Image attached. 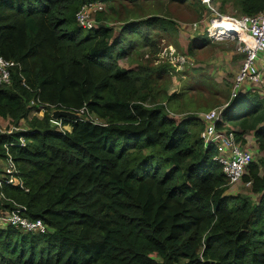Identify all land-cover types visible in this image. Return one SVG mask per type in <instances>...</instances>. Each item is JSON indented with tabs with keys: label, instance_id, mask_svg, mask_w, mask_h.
<instances>
[{
	"label": "trees",
	"instance_id": "obj_1",
	"mask_svg": "<svg viewBox=\"0 0 264 264\" xmlns=\"http://www.w3.org/2000/svg\"><path fill=\"white\" fill-rule=\"evenodd\" d=\"M92 1L112 0H0V55L17 61L0 83V118L18 122L34 99L99 119L62 117L61 131L46 105L29 128L0 131V157L22 180L0 182L1 209L24 204L48 225H0V264H264V155L242 176L255 200L225 193L201 118L145 103L153 74L119 65L127 50L111 27L77 22ZM233 1L241 13L264 9V0ZM155 22L166 26L151 14L122 31ZM224 116L240 134L253 130L264 152L263 95L242 90Z\"/></svg>",
	"mask_w": 264,
	"mask_h": 264
},
{
	"label": "rangeland",
	"instance_id": "obj_2",
	"mask_svg": "<svg viewBox=\"0 0 264 264\" xmlns=\"http://www.w3.org/2000/svg\"><path fill=\"white\" fill-rule=\"evenodd\" d=\"M103 3V7L92 11L90 16L95 18L97 25L111 27L113 36L122 39L123 48L127 51L118 59L119 65L153 74L150 85L152 89L149 90L145 103H162L164 112L179 119L187 114L197 115L199 111L215 107L229 99L232 78L243 53L237 50V41L213 40L204 29L186 28L188 23L200 17L201 6L198 0L182 3L169 0H112ZM217 4L223 12L241 13L233 0H217ZM151 14L161 15L166 26L163 28L155 22L142 25L137 33L122 31V27L129 21H140ZM189 45H192L191 49ZM169 49L173 50L172 57L167 52ZM246 87L248 89L250 84L247 83ZM254 87L262 89L260 86ZM257 89L252 91L259 93ZM32 105L34 108L25 117L19 118L18 122L9 115L0 118V131L29 128L30 117L43 116L42 113L35 112L37 106ZM78 114L83 115V112ZM229 124L232 128L239 129L234 121ZM246 135L247 138L242 135L243 142L249 141L250 144L254 139L253 130L247 131ZM253 143L257 144L256 141ZM254 151L253 161H258L264 153L258 148ZM16 171L8 159L0 157V182L5 180L22 185L21 177ZM245 182L242 177L228 183L225 193H239L255 200L256 193ZM0 198H3L1 193Z\"/></svg>",
	"mask_w": 264,
	"mask_h": 264
},
{
	"label": "built area",
	"instance_id": "obj_3",
	"mask_svg": "<svg viewBox=\"0 0 264 264\" xmlns=\"http://www.w3.org/2000/svg\"><path fill=\"white\" fill-rule=\"evenodd\" d=\"M203 5V11L199 19L187 24L189 30L204 29L207 36L213 40L237 41V50L243 53L241 62L232 79V88L229 99L224 103L212 108L201 110L198 116L203 122L200 135L204 145L213 144L216 159L222 166V171L228 179V183L234 182L248 172L249 164L254 160L255 138L250 144L243 142L242 135L247 138L246 133H238V129L232 128L224 116L225 109L231 101L238 97L242 90L257 89L264 96V9L256 13L230 14L219 9L217 0H199ZM102 1H92L83 4L76 11L77 22L84 28H92L97 25L95 18L90 16L92 11L103 7ZM225 26V27H224ZM228 30V31H227ZM170 48V47H169ZM166 50V48H165ZM167 51L172 57L173 50ZM17 61L7 59L0 55V83H10L11 67ZM31 105L37 108V113L44 114L46 105H49L50 122L58 130L65 131L68 124L62 121V117H52V112L57 107L54 103H44L40 100H30ZM78 113L85 114L89 119L99 120L95 115L79 108ZM20 143H24V137H19ZM259 149V148H258ZM8 161L14 166L11 158ZM250 184L251 180H246ZM13 208L0 210V225L11 224L24 232H45L48 225L41 218H32L25 214L24 204L13 202Z\"/></svg>",
	"mask_w": 264,
	"mask_h": 264
},
{
	"label": "water",
	"instance_id": "obj_4",
	"mask_svg": "<svg viewBox=\"0 0 264 264\" xmlns=\"http://www.w3.org/2000/svg\"><path fill=\"white\" fill-rule=\"evenodd\" d=\"M79 114L68 108H56L52 112V117H77Z\"/></svg>",
	"mask_w": 264,
	"mask_h": 264
},
{
	"label": "crops",
	"instance_id": "obj_5",
	"mask_svg": "<svg viewBox=\"0 0 264 264\" xmlns=\"http://www.w3.org/2000/svg\"><path fill=\"white\" fill-rule=\"evenodd\" d=\"M233 78H234V77H233ZM233 78H232V79H233ZM262 152H263V150H262ZM263 153H264V152H263Z\"/></svg>",
	"mask_w": 264,
	"mask_h": 264
},
{
	"label": "bare ground",
	"instance_id": "obj_6",
	"mask_svg": "<svg viewBox=\"0 0 264 264\" xmlns=\"http://www.w3.org/2000/svg\"><path fill=\"white\" fill-rule=\"evenodd\" d=\"M225 27V26H224ZM228 31V30H227Z\"/></svg>",
	"mask_w": 264,
	"mask_h": 264
}]
</instances>
